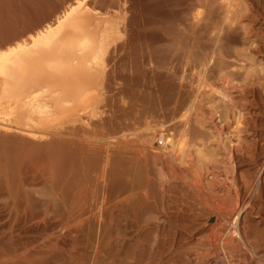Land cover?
Listing matches in <instances>:
<instances>
[{
	"label": "rangeland",
	"instance_id": "obj_1",
	"mask_svg": "<svg viewBox=\"0 0 264 264\" xmlns=\"http://www.w3.org/2000/svg\"><path fill=\"white\" fill-rule=\"evenodd\" d=\"M66 1L0 0V44L38 27ZM239 2L246 17L228 43L241 55L232 62L262 78L240 99L245 153L229 148L222 135L233 118L215 110L216 97L213 106L200 102L196 75L174 56L184 55L185 46L158 44V67L137 60L133 73L143 86L125 99V111L112 122L107 161L101 171L92 168L89 180L70 179V145L51 170L43 142L0 133V264H215L218 258L232 264L212 245L222 233L238 245L235 264H264V0ZM189 106L186 146L162 153L152 137L179 139ZM200 139L208 141L212 161L205 169Z\"/></svg>",
	"mask_w": 264,
	"mask_h": 264
},
{
	"label": "bare ground",
	"instance_id": "obj_2",
	"mask_svg": "<svg viewBox=\"0 0 264 264\" xmlns=\"http://www.w3.org/2000/svg\"><path fill=\"white\" fill-rule=\"evenodd\" d=\"M244 10L239 0H67L58 4L38 27L0 44V133L43 142L51 170L58 166L64 145H70V179L89 180L95 173L92 168L99 166L101 171L107 161L108 140L114 137L112 122L125 111V99L143 86L134 75L137 60L156 68V46L174 43L185 46L184 55L174 56L183 61V69L189 67L196 75L200 102L213 106L217 99L220 106L215 110L220 109L225 119L233 118L234 127L222 133L226 145L245 153L239 137L248 124L240 99L262 78L255 80L246 65L232 62L241 55L231 52L228 43L246 17ZM183 81L180 76V85ZM206 93L212 97L205 98ZM191 109L179 119V139L174 141L163 132L152 137L160 151H183L190 135L186 127ZM207 142L200 139L197 151L203 169L212 163ZM212 245L236 263L233 252L238 245L227 234H214ZM223 263L218 258L215 264Z\"/></svg>",
	"mask_w": 264,
	"mask_h": 264
}]
</instances>
